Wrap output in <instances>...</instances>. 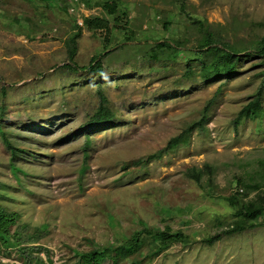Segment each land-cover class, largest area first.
I'll list each match as a JSON object with an SVG mask.
<instances>
[{
  "label": "rangeland",
  "instance_id": "1",
  "mask_svg": "<svg viewBox=\"0 0 264 264\" xmlns=\"http://www.w3.org/2000/svg\"><path fill=\"white\" fill-rule=\"evenodd\" d=\"M95 17L107 22L84 23ZM76 22L75 62L109 52L101 74L66 65ZM206 32L241 55L233 74L202 77ZM263 36L264 0H0V205L30 231L47 228L33 264H78L76 251L145 226L185 236L152 258L158 241L145 234L118 264H264V225L224 233L242 207L264 206V116L235 123L264 77L262 58L245 55ZM176 41L178 52L156 46ZM99 90L114 118L90 124ZM205 108V129L165 150ZM0 260L26 264L12 244H0Z\"/></svg>",
  "mask_w": 264,
  "mask_h": 264
},
{
  "label": "trees",
  "instance_id": "2",
  "mask_svg": "<svg viewBox=\"0 0 264 264\" xmlns=\"http://www.w3.org/2000/svg\"><path fill=\"white\" fill-rule=\"evenodd\" d=\"M49 1V0H47ZM110 4H104L103 6L107 8V12L112 15L116 13L117 4H114L113 1L109 2ZM125 13V12H124ZM107 21L103 18H85L84 23L89 27H103ZM202 24V22H200ZM76 27L79 29L69 38L66 42L69 53L70 63L66 64L68 67L73 70H89L98 74L103 72L102 67V57L108 54L109 52L98 54L93 56L90 59L89 65L78 66L75 62V55L77 52V40L82 33V28L77 24ZM181 41H176L175 44L169 42H160L156 46L160 48H170L178 52V47L181 46ZM197 53L204 54L207 57L212 56V59L207 60L202 56L201 61V75L205 79H210L213 76L218 75H231L233 74L239 65L241 60V55L239 52L232 47L230 44L221 41L215 37L212 33L206 32L202 40L198 45ZM247 56L258 55L262 58L264 63V36L259 40L258 45L255 50L247 51L245 53ZM152 56L157 57L156 52L154 51ZM72 63V64H71ZM264 71V70H263ZM100 104L96 112L91 116L89 123H100L109 121L114 118V113L111 111L108 103V98L102 90H99ZM263 97H264V77L256 91L255 96L252 100L246 103L241 110L238 112L235 119V123H240L245 118H261L264 116V107H263ZM206 111V108H205ZM207 119V111L203 114L202 118L190 125L184 132L181 134L172 137L167 145L165 150L175 149L181 144H187L189 142L190 133L196 128H204V122ZM1 134L3 140L6 142L8 148L13 152V156L16 155L18 149L11 142L7 133L1 128ZM163 151L158 152L157 154H152L146 158L145 161H148L151 158L160 156ZM193 170H197L194 168ZM198 171H195L196 173ZM196 179H199L198 175H195ZM261 201L264 203V198H261ZM264 214V206H254L248 205L242 207L238 210L237 215L243 216V219L239 220L235 226L225 230L224 233L230 235L244 231L247 228H254L258 225H264V219L259 221V217ZM19 215L16 212L8 211L5 207L0 205V244L15 245L19 252L23 255L26 264H33L34 259H41V252L46 250V248L40 243V240L45 237L47 234L46 227H40L33 231H30V226L26 223H17ZM245 219H250L249 222ZM17 223V226L13 233H10L11 224ZM145 234L152 235L157 239V244L154 250L151 253L150 257H155L160 255L165 249L171 246L174 242L184 238L185 234L182 231H173L169 227L161 230H153L148 226H145L141 230L135 231L130 238L125 240L119 245L113 247L105 248H95L86 252L76 251L75 254L79 258L78 264H104L108 258H111L114 264H118L122 259H125L128 256L133 255L138 251L145 243ZM221 233L210 236L204 241L213 245L216 241L221 239ZM0 264H14L10 262H3L0 260ZM131 264H134L133 262ZM140 264V262H138Z\"/></svg>",
  "mask_w": 264,
  "mask_h": 264
}]
</instances>
